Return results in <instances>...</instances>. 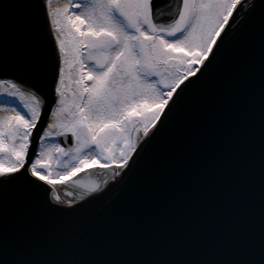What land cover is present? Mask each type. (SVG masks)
I'll return each instance as SVG.
<instances>
[{"label": "snow or ice", "instance_id": "snow-or-ice-1", "mask_svg": "<svg viewBox=\"0 0 264 264\" xmlns=\"http://www.w3.org/2000/svg\"><path fill=\"white\" fill-rule=\"evenodd\" d=\"M0 264H264V0H0Z\"/></svg>", "mask_w": 264, "mask_h": 264}, {"label": "water", "instance_id": "water-1", "mask_svg": "<svg viewBox=\"0 0 264 264\" xmlns=\"http://www.w3.org/2000/svg\"><path fill=\"white\" fill-rule=\"evenodd\" d=\"M166 2H167V0H166ZM162 7H163V10H164V12H165V14H167V12L170 10V9H168L167 7H165L163 4H162ZM71 187V186H70ZM72 188H74V187H72ZM75 189V188H74ZM77 190V189H76ZM61 191H62V193H63V195L64 196H66L65 195V192H73L72 190H70V189H68V188H65L64 186H62L61 187ZM77 195L79 194L78 193V190L75 192ZM67 197V196H66ZM69 198V197H68Z\"/></svg>", "mask_w": 264, "mask_h": 264}, {"label": "bare ground", "instance_id": "bare-ground-1", "mask_svg": "<svg viewBox=\"0 0 264 264\" xmlns=\"http://www.w3.org/2000/svg\"><path fill=\"white\" fill-rule=\"evenodd\" d=\"M58 190L60 191V193H61V195L64 197V199H67V198L63 195V193H62V191H61V186H58Z\"/></svg>", "mask_w": 264, "mask_h": 264}, {"label": "rangeland", "instance_id": "rangeland-1", "mask_svg": "<svg viewBox=\"0 0 264 264\" xmlns=\"http://www.w3.org/2000/svg\"><path fill=\"white\" fill-rule=\"evenodd\" d=\"M66 188V187H65ZM66 197V196H65ZM67 199H69L68 197H66Z\"/></svg>", "mask_w": 264, "mask_h": 264}]
</instances>
